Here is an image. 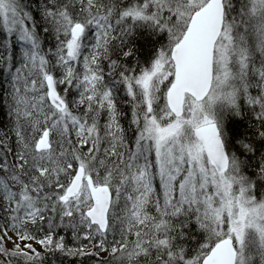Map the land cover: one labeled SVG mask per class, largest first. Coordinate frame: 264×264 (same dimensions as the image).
<instances>
[{
	"label": "snow or ice",
	"instance_id": "snow-or-ice-1",
	"mask_svg": "<svg viewBox=\"0 0 264 264\" xmlns=\"http://www.w3.org/2000/svg\"><path fill=\"white\" fill-rule=\"evenodd\" d=\"M0 264H264V0H0Z\"/></svg>",
	"mask_w": 264,
	"mask_h": 264
},
{
	"label": "trees",
	"instance_id": "trees-1",
	"mask_svg": "<svg viewBox=\"0 0 264 264\" xmlns=\"http://www.w3.org/2000/svg\"><path fill=\"white\" fill-rule=\"evenodd\" d=\"M0 38H2V37H0Z\"/></svg>",
	"mask_w": 264,
	"mask_h": 264
}]
</instances>
